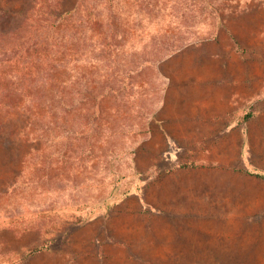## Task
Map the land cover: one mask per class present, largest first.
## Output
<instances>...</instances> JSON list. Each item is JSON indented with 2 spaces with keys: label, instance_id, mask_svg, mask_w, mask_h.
<instances>
[{
  "label": "rangeland",
  "instance_id": "obj_1",
  "mask_svg": "<svg viewBox=\"0 0 264 264\" xmlns=\"http://www.w3.org/2000/svg\"><path fill=\"white\" fill-rule=\"evenodd\" d=\"M67 6L37 110L0 86V264H264V182L213 167H264V0Z\"/></svg>",
  "mask_w": 264,
  "mask_h": 264
},
{
  "label": "trees",
  "instance_id": "obj_2",
  "mask_svg": "<svg viewBox=\"0 0 264 264\" xmlns=\"http://www.w3.org/2000/svg\"><path fill=\"white\" fill-rule=\"evenodd\" d=\"M67 1L68 0H31V3H25L22 6V15L19 21L6 29L2 27L4 25V14H0V35H9L8 38L11 39L12 43L8 50L5 48L2 50L3 52H0V86L5 85L8 81L6 78L8 73H13L16 77H20V80L8 82L7 94H4L5 96H9L8 105L11 107L12 112L22 109L37 110V107L33 105L27 107H25V105L22 106V101L30 93L31 89L35 87L40 89L42 87L38 82L34 84L36 80L39 81V72L45 76L48 75L50 79L53 78L55 70L52 64L55 60L53 57L54 50L49 45L48 35L46 36L47 31L39 35V31L35 30V28L39 29V27H41L47 30L52 26L56 29L65 26L67 23L64 18L65 14L73 11V7L69 8V6H67ZM27 26L31 27L33 31L30 32L26 30ZM3 63L5 64L3 65ZM42 84H47V82ZM41 104L42 103H39L38 106H41ZM4 118H6V115L0 114V126L4 124ZM203 165L204 164L200 162L190 160L189 162L177 164L165 173L174 172L176 168H194ZM247 167L248 168L245 169L247 172L264 179V170L255 168L251 165ZM142 191H144V189L141 188L140 192ZM134 194L139 195L140 193L136 191ZM131 195H133V192L126 193L121 200ZM49 244H45L47 247L42 249L36 248L34 252L51 250L52 246Z\"/></svg>",
  "mask_w": 264,
  "mask_h": 264
},
{
  "label": "crops",
  "instance_id": "obj_3",
  "mask_svg": "<svg viewBox=\"0 0 264 264\" xmlns=\"http://www.w3.org/2000/svg\"><path fill=\"white\" fill-rule=\"evenodd\" d=\"M251 119H253V115L252 114H250V115L248 114L247 115V121H249V120L251 121ZM197 162H199V161H197ZM200 163H203V162H200ZM249 165H251V166H253L255 168L264 170V167H262V166L260 167V166H257V165L251 164V163L246 165V166H229V165L215 164V165H213V167L222 168L223 170H229V171H232V172H235V173H239V174H242V175H246V176H249V177H252V178L257 179L259 181L264 182V179L259 178V177L255 176V175H252V174H250L249 172H247L245 170L246 168H248L247 166H249ZM206 166H208V165L204 164L203 166L194 167V168L193 167H189V168L196 169V168H204ZM189 168H184V169H189ZM181 169H183V168H181ZM126 199H127V197L124 200H126Z\"/></svg>",
  "mask_w": 264,
  "mask_h": 264
}]
</instances>
